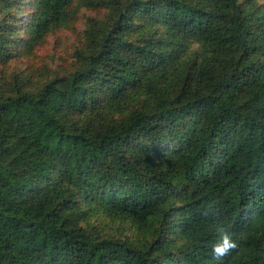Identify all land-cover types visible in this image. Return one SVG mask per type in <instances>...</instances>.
Here are the masks:
<instances>
[{"label":"trees","instance_id":"obj_1","mask_svg":"<svg viewBox=\"0 0 264 264\" xmlns=\"http://www.w3.org/2000/svg\"><path fill=\"white\" fill-rule=\"evenodd\" d=\"M77 3L72 70H0V264H264V2L0 0V63Z\"/></svg>","mask_w":264,"mask_h":264},{"label":"rangeland","instance_id":"obj_2","mask_svg":"<svg viewBox=\"0 0 264 264\" xmlns=\"http://www.w3.org/2000/svg\"><path fill=\"white\" fill-rule=\"evenodd\" d=\"M259 2L262 3L264 0ZM74 9L77 12L73 14L69 23L53 28L28 54L10 55L7 60L0 63V70L6 73L7 81L14 84L16 74L25 69L32 75L35 73L40 82H44L57 73L63 74L74 68L75 52L83 45L87 22L99 15L95 9L79 3ZM97 218L96 222L103 233L120 237L137 236V229L129 221L114 219L104 214Z\"/></svg>","mask_w":264,"mask_h":264},{"label":"clouds","instance_id":"obj_3","mask_svg":"<svg viewBox=\"0 0 264 264\" xmlns=\"http://www.w3.org/2000/svg\"><path fill=\"white\" fill-rule=\"evenodd\" d=\"M216 233L218 236L211 247V254L215 260L221 261L225 256L239 248V242L238 238H234V234L223 225L216 228Z\"/></svg>","mask_w":264,"mask_h":264}]
</instances>
